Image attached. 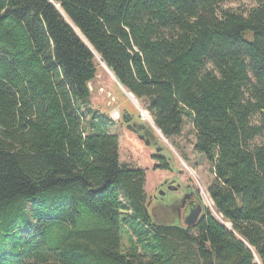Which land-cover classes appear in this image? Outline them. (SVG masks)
Listing matches in <instances>:
<instances>
[{
    "label": "trees",
    "instance_id": "obj_1",
    "mask_svg": "<svg viewBox=\"0 0 264 264\" xmlns=\"http://www.w3.org/2000/svg\"><path fill=\"white\" fill-rule=\"evenodd\" d=\"M226 1L0 0V264H264V0ZM96 54L166 139L191 122L230 230L154 222L146 171L85 108Z\"/></svg>",
    "mask_w": 264,
    "mask_h": 264
},
{
    "label": "rangeland",
    "instance_id": "obj_2",
    "mask_svg": "<svg viewBox=\"0 0 264 264\" xmlns=\"http://www.w3.org/2000/svg\"><path fill=\"white\" fill-rule=\"evenodd\" d=\"M223 6L245 12L253 8L255 3L249 0H228ZM82 38L84 39V37ZM84 41L86 40L84 39ZM86 43L88 44L87 41ZM96 64L98 70L97 76L89 84L91 94L85 108L87 110L90 109L92 111L106 113L110 120L115 122V125L109 129V133L119 136V157L121 164L138 167L146 171L145 191L148 196L147 202L151 199L153 206H156L157 201H159L156 198V194L158 193L160 184L170 178L172 173H178L182 179L190 180L195 188L199 190V194L207 211L221 224H225L230 230L231 225L223 221L222 217L216 212L214 204L209 197L208 187L214 179V175L206 158L196 154L193 150L195 138L191 122L187 120L184 133L180 138L176 140L166 139L155 127L153 119L145 109L143 103L126 90L125 94L112 72L97 54ZM124 114L132 115L137 122L145 124L153 130L155 140L153 146H146L144 142L138 139L136 134L127 129L126 124L123 122ZM85 126H87L88 130V123L85 122ZM158 145L162 148L160 152H157L155 149ZM156 156L159 158L163 156L168 159L171 169H155V166L160 164V159H157ZM154 222L157 224H165V222L159 219H154ZM193 234H196V231H193ZM127 246V236H125L123 240L124 251Z\"/></svg>",
    "mask_w": 264,
    "mask_h": 264
},
{
    "label": "flooded vegetation",
    "instance_id": "obj_3",
    "mask_svg": "<svg viewBox=\"0 0 264 264\" xmlns=\"http://www.w3.org/2000/svg\"><path fill=\"white\" fill-rule=\"evenodd\" d=\"M126 115L130 120L129 124L138 131L139 135H144L146 139H149L153 146L155 144L153 135L132 115ZM157 148L159 147L155 149ZM157 192L156 198L159 199L157 205L153 206L151 199L147 204L153 219L162 220L165 224L182 230H194L207 214V208L199 190L190 180L182 179L178 173H172L170 178L160 184Z\"/></svg>",
    "mask_w": 264,
    "mask_h": 264
},
{
    "label": "water",
    "instance_id": "obj_4",
    "mask_svg": "<svg viewBox=\"0 0 264 264\" xmlns=\"http://www.w3.org/2000/svg\"><path fill=\"white\" fill-rule=\"evenodd\" d=\"M57 7V9H58V7L59 6H56ZM73 27V26H72ZM73 29H74V31L79 35V33L76 31V29L73 27ZM79 37L81 38V40L85 43V45L90 49V50H92V48L86 43V41H84V39L79 35ZM93 51V50H92ZM102 62H103V60H102ZM115 78V77H114ZM106 112V111H105ZM123 122L127 125V129L128 130H130V131H132L134 134H136L137 135V137H138V139L140 140V141H142V142H144V144L146 145V146H148V147H150L151 146V141L149 140V139H146L145 138V136L144 135H139L138 134V131L137 130H135L134 129V127L132 126V125H130L129 124V122H130V120H128L127 119V115L126 114H124L123 115ZM156 127V126H155ZM158 130V129H157ZM160 150H162V149H159V148H157V152H160ZM225 225V224H224ZM226 226V225H225Z\"/></svg>",
    "mask_w": 264,
    "mask_h": 264
},
{
    "label": "bare ground",
    "instance_id": "obj_5",
    "mask_svg": "<svg viewBox=\"0 0 264 264\" xmlns=\"http://www.w3.org/2000/svg\"><path fill=\"white\" fill-rule=\"evenodd\" d=\"M124 90V89H123ZM125 94H126V91L124 90ZM133 99V98H132ZM134 100V99H133Z\"/></svg>",
    "mask_w": 264,
    "mask_h": 264
}]
</instances>
